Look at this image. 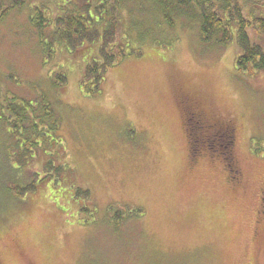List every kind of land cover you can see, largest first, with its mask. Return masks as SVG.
Instances as JSON below:
<instances>
[{
	"label": "rangeland",
	"instance_id": "rangeland-1",
	"mask_svg": "<svg viewBox=\"0 0 264 264\" xmlns=\"http://www.w3.org/2000/svg\"><path fill=\"white\" fill-rule=\"evenodd\" d=\"M57 2L31 1L55 12ZM145 3H127L135 10L117 33L130 30L141 53L110 67L93 95L81 88L90 45L59 48L45 64L29 7L0 13V101L46 94L73 168L66 182L37 181L16 197L17 161L0 143V264H264V72L238 71V45L203 43L190 17L156 30L155 16L138 11ZM190 102L232 124L231 168L209 148L192 156ZM32 162L27 170L44 175L46 156Z\"/></svg>",
	"mask_w": 264,
	"mask_h": 264
},
{
	"label": "trees",
	"instance_id": "trees-1",
	"mask_svg": "<svg viewBox=\"0 0 264 264\" xmlns=\"http://www.w3.org/2000/svg\"><path fill=\"white\" fill-rule=\"evenodd\" d=\"M31 1L0 0V13L4 16L14 8L29 7V20L40 38L45 64L51 62L59 48L65 47L74 53L90 45L95 52L91 53L81 78V88L86 94L100 92L110 67L128 55L141 53V44L133 41L130 30L117 36L120 17L124 14L130 19L134 13L135 7L129 9L126 6L132 0H58L57 12L46 3L32 5ZM134 1L149 3L141 4L138 11L146 10L155 16L156 30L161 26L175 27L178 19L190 17L198 25L203 43L220 48L233 43L238 45V71L243 74L264 72V0ZM126 9L130 17L124 12ZM130 24L132 26L131 21ZM138 31L137 39L141 35ZM171 42H174L172 38L169 44ZM65 82L66 75L58 73L54 84L60 87ZM3 96L0 101V143L5 159L17 161V168L13 169L14 176L10 177V192L16 197H23L27 191L36 189L37 181L44 182L52 178L66 182L73 168L63 156L65 145L61 136L57 135L61 129V118L52 105L53 101L43 93L32 98L16 93ZM189 105L191 113L184 111V124L192 156L197 157L203 148H209L211 153L222 157L225 165L231 168L234 165L235 144L232 124L208 119L206 112L198 106L196 117ZM198 118L209 122V126L200 128L195 125ZM41 155L46 156L44 175L32 167L27 170L33 159ZM30 177L31 180H28ZM73 185L75 196L88 199V189Z\"/></svg>",
	"mask_w": 264,
	"mask_h": 264
},
{
	"label": "flooded vegetation",
	"instance_id": "flooded-vegetation-1",
	"mask_svg": "<svg viewBox=\"0 0 264 264\" xmlns=\"http://www.w3.org/2000/svg\"><path fill=\"white\" fill-rule=\"evenodd\" d=\"M189 100H190V98H189ZM190 104H191V107H192L193 111L196 113L197 105H194L191 102H190ZM196 117H198L197 113H196ZM194 124L198 125V127H201V128H204L205 127L204 125L209 126V122H207L206 120L205 121L204 120H199V118ZM199 125H201V126H199Z\"/></svg>",
	"mask_w": 264,
	"mask_h": 264
}]
</instances>
